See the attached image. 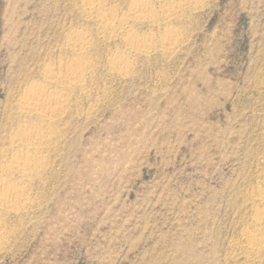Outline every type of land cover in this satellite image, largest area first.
Wrapping results in <instances>:
<instances>
[{
  "label": "rangeland",
  "instance_id": "obj_1",
  "mask_svg": "<svg viewBox=\"0 0 264 264\" xmlns=\"http://www.w3.org/2000/svg\"><path fill=\"white\" fill-rule=\"evenodd\" d=\"M86 1L0 0V177L29 202L0 205V264H264V0H102L113 31ZM78 57L64 91L46 72ZM36 85L65 99L49 127ZM36 127L37 175L6 174Z\"/></svg>",
  "mask_w": 264,
  "mask_h": 264
},
{
  "label": "bare ground",
  "instance_id": "obj_2",
  "mask_svg": "<svg viewBox=\"0 0 264 264\" xmlns=\"http://www.w3.org/2000/svg\"><path fill=\"white\" fill-rule=\"evenodd\" d=\"M103 3L104 2L102 0H87L83 8L87 14L91 16L94 15L97 18L98 23L97 21L96 23L99 24V27L102 29V31H113L114 23L111 20V15L106 16L105 13L103 14ZM150 13V7L141 0H137L131 5L128 15L139 20L149 18ZM127 18L129 17L127 16ZM124 22L128 21L125 19V21H122V23ZM72 35L73 36L70 37H73L72 40L74 42V51L78 55H81L82 52L87 49L86 41L81 34L72 33ZM130 40V49L134 51H137V47L141 46L143 43L141 40L134 39L132 37ZM127 63L128 62L126 59H116L112 61V66H114L113 69L125 74L127 71ZM89 69L90 64L85 61V59L78 57L72 61L68 67L49 69L46 73L49 75L50 80H54L53 82L58 85L57 87H61L64 91H70L81 85L83 82L82 80L84 76L87 75ZM20 101L21 109L24 111V113L35 115V117L41 122L43 126L48 127L54 124L57 119L61 117V108H63L62 106L65 104L63 95H58L57 93L51 92L46 86L40 85L32 87ZM46 134L47 132L44 127L20 130L13 143L21 147L23 151L18 156H16L11 161V163H9V165L7 164L5 168L6 174H17L16 176H18L20 179H25V181L26 178L28 179L33 174L35 175V172L39 171L41 168V163L43 162L41 161L39 154L41 153L43 147L50 141V137L48 138ZM3 175H5V173ZM6 178L7 176H5V178L0 177V205L3 208L5 207L6 209L16 211L27 207L29 202L24 189H19L12 186L9 187V183L6 181Z\"/></svg>",
  "mask_w": 264,
  "mask_h": 264
}]
</instances>
